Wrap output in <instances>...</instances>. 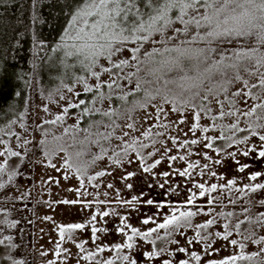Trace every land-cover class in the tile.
Segmentation results:
<instances>
[{
  "label": "snow or ice",
  "instance_id": "snow-or-ice-1",
  "mask_svg": "<svg viewBox=\"0 0 264 264\" xmlns=\"http://www.w3.org/2000/svg\"><path fill=\"white\" fill-rule=\"evenodd\" d=\"M68 7L72 9L71 22L66 26L58 48L66 50V57L75 56L87 76L74 77L77 84L83 85L80 90L74 91L64 85L67 92L72 93L71 98L62 94L60 87L55 89V94L64 101L62 110L54 119L43 120L42 124L63 125L71 116H75V120L63 128L62 135L54 136L57 141L54 147H48L50 142L46 139V129L45 139L39 140L38 144L45 147V157L67 153L66 158L61 157L64 169L74 170L79 177V187L74 191L80 192L85 187V177L91 182L111 175L116 169L121 170L120 178L124 181L132 180L138 173L191 177L190 170L196 169H200L201 176L208 170L210 177L222 181L219 185L207 184L206 181L194 183L196 191L187 189L191 194L186 197L185 203L196 210L174 207L170 215L164 216L162 223L148 216L141 223H151L155 227L146 231L128 223L127 215L121 216L116 231L126 237V242L108 249H114L116 256L102 262L97 260L96 257L105 251L104 247L97 246L96 252H87L82 259L95 261V264H117V261L138 264L131 254L122 253L134 249L139 237L152 245L157 240L163 243L158 250L141 252V258L147 257L148 261L160 258L161 264H173L172 259L165 258L167 244L179 245V241L167 238L174 233L184 235L182 229H193L195 236L185 238L186 245L203 242L204 247L201 249L203 255L192 251L191 260L199 262L204 256L215 257L222 249H227L230 250L227 256L205 260L204 264H264V234L258 235L257 232V228L264 230V210H258L254 220L249 216L245 229L247 235L241 231L243 220L237 218V222H232L231 218L237 217L233 211H219L203 223L193 224V218L199 214H211L197 205L198 197L211 196L206 203L222 209L227 207L225 200L233 206L237 204V199H228L223 195L225 190L234 189L237 194L244 195L264 190V179H261L264 171L246 174L251 165L241 163L237 151L232 150L237 148L245 158H264V0H68ZM129 44L132 45L130 48ZM5 71V64L0 61V77ZM86 94L91 95L81 98ZM113 104H118V107H113ZM43 111L47 113L48 107H44ZM136 113L142 115L135 118ZM172 114H177L175 119H169ZM149 120L152 124L145 127ZM4 124L0 127V146H5L0 151V158H5L0 163V175L8 172L11 179L16 172L10 171L9 161L14 157L17 162H22V153L14 150L15 145L6 147L8 141L2 137L11 135L21 140V149L32 141L11 131L16 120L5 121ZM42 124L37 126L42 127ZM180 125H184L187 131ZM154 127L163 131H153ZM20 128L27 133L26 125L20 124ZM141 128L144 130L141 131ZM170 128L177 129L185 138L180 139L178 135L169 137ZM238 133H243V136H238ZM65 136L71 141L68 147H65L67 142L60 143ZM169 141L171 147L168 146ZM240 145L244 148L240 149ZM190 146H197V150L193 152ZM93 147L98 151L92 153L91 160H84L83 157ZM176 148L183 149L185 154H171ZM210 153H214L215 157ZM193 155L205 161L202 167L199 160L189 162L188 158ZM226 159L234 161L233 170L245 174L243 179L250 183L237 187V179H228L224 174L210 170L209 161L223 167ZM177 160L185 162L183 170L176 167L162 173L154 172L162 163ZM98 161L105 165V170L89 176L88 168ZM109 161L110 171L107 170ZM134 163L136 170L128 171L127 166ZM47 166L57 168L50 161ZM64 178L68 179V176ZM125 186L128 189L133 187L132 183ZM158 186L163 189L165 183ZM3 187L0 184V188ZM93 187L98 188L99 185L94 184ZM106 187L113 188V184L108 183ZM172 190L175 192V189ZM214 193L217 195H212ZM141 196L118 203L132 208H136L137 204H154L152 199L143 200ZM60 203L80 204L83 210L108 202L73 199ZM256 204L264 209V198L253 200L249 197L242 206L243 211L251 212ZM158 207L164 205L159 204ZM110 215L117 213L115 210L111 213L97 210L90 214L86 222L58 225L59 240L64 241L67 237L80 253H84L85 243H76L73 233L91 226V238L99 239L96 234L105 233L108 229L95 226L98 217L103 219ZM44 219L52 220V217ZM220 221H223L222 230L207 231ZM10 226L14 227L15 223ZM125 229H130L131 234ZM161 230H164L163 236L159 235ZM200 230H205L206 234L202 235ZM234 234L240 239L233 238ZM12 239L11 236L0 239V245H5L3 254L11 264H24L23 260H14L8 254L9 248L14 247L10 243ZM216 239L222 242L219 248L215 246ZM6 241L9 243L6 244ZM253 244L257 248L246 251ZM174 251L186 253L188 248L178 246ZM54 252L59 257L68 249L57 243ZM47 255V252H41V256ZM190 259H181L177 264H190ZM47 264L56 262L48 260Z\"/></svg>",
  "mask_w": 264,
  "mask_h": 264
},
{
  "label": "rangeland",
  "instance_id": "rangeland-1",
  "mask_svg": "<svg viewBox=\"0 0 264 264\" xmlns=\"http://www.w3.org/2000/svg\"><path fill=\"white\" fill-rule=\"evenodd\" d=\"M132 45L129 44V48ZM147 47V46H146ZM150 50V49H149ZM65 49L61 48L58 49L57 52L50 53L46 58L43 59L42 65H41V78L42 82L45 84V86H42L43 90L45 92H49L50 95H55V89L61 86L65 83H70L75 81L74 77L76 76H87V72L81 68L78 60L75 56L66 57L65 56ZM143 51V50H142ZM91 82V81H90ZM44 99H37L36 104L34 105V112L33 115L28 119L27 122L30 123L33 126V130L30 131L29 128H32L31 125L28 126L27 133L25 134V131H19L16 130L14 132L19 133L22 137L29 139L32 141V143H36L37 141L44 139L42 138L43 135L40 133H44V131H37L35 130V126L38 124H42L43 120H47L45 118L48 117L46 114H41V109L44 106H42V102ZM45 103V102H43ZM44 109V108H43ZM43 111V110H42ZM38 127V126H37ZM39 128V127H38ZM41 129V128H40ZM35 133V134H34ZM63 133V129L56 135L60 136ZM4 138V137H2ZM5 139V138H4ZM7 140V139H6ZM8 144L6 147H13L15 145L14 150H16L17 146H20L21 140L15 139L13 136L10 135L9 139L7 140ZM65 143V147H68V144L71 143L69 140V137L65 136L64 141H61L60 143ZM57 144V141H55ZM31 144L25 145V148H29ZM3 147L0 146V151L3 150ZM24 148V150H25ZM17 151V150H16ZM72 149L69 148V152H71ZM67 154V153H66ZM64 157V156H61ZM60 157V161L57 164V168L53 169L49 166H47L48 162H45V158L40 157L33 161L32 170H29L28 176H24L22 178L21 183H19L14 190L10 191L8 190L14 185V180L11 182L7 181V185L5 189L2 191L4 194L6 192L7 195H9V198H12V200L15 198L21 201H25L24 207H26L32 216L31 220V231L30 236L28 238L29 240V246L31 248V254L33 259V264H47L48 260H53L56 262V264H77L79 261V264H95V261H85L82 259L83 255H86L87 252H96L97 246L104 247L105 251L103 253H100L96 259L99 261H103L104 259H112L116 256V252L113 249L112 251H109L108 249L113 248V245L119 244V243H125V237L122 236L121 233L116 231V227L119 225V220L121 216H124L125 213L122 210H131V214L133 215V224L136 222L139 224V228L142 230L144 229L145 225L141 223V218H139V214L141 212L140 204H137L136 208H132L131 206H124L121 203H118V201H123L125 198L122 196V188L123 187H117V181L123 182L121 177V171L118 173L120 176L114 177L113 179L116 181H112V176L109 178L107 175L104 177H101L99 180H94L89 182L87 177H85L84 184L85 187L80 190V192L74 191V189L79 187V178L75 174L74 170L69 171L64 169L63 160ZM91 152L83 157L84 160H90ZM65 158V157H64ZM5 158H0V163H3V160ZM102 162H99L96 165V168L92 170L90 173V168H88V175H95L96 172L105 170L102 169L101 166ZM137 166H134L131 171H135ZM111 170V162H108V169ZM115 172L116 171H112ZM139 174V173H138ZM65 175L68 176V179H65ZM119 178V180H118ZM18 183V182H17ZM108 183L113 184V188H107L106 185ZM129 183H132L131 181ZM94 184H98L99 187L95 188L93 187ZM11 185V187H9ZM127 188V187H126ZM73 189V190H70ZM135 189H140L139 187H132L130 189V197H128L130 200L133 196H141L138 194L133 193L132 191ZM104 193H107V195H104ZM224 194V193H223ZM157 198L156 196H153L152 199ZM87 200V201H95V200H104L108 203L100 205V204H94L93 207L90 208H84L81 210V205H71V204H63L60 203V201L63 200ZM31 203V204H30ZM10 207V215H8L7 221L10 223H13V220H16V214H15V208ZM137 208L139 210H137ZM14 210V212L12 211ZM109 211L110 213L115 210L117 215L109 217H105L103 219H100L98 217V222L96 223V227H104L108 229L105 233H97L96 235L99 237V239L91 238V226H89L87 229L81 231L76 230L75 233H73V238L76 243H85V249L86 251L84 253H80L79 249L75 246V244L68 240L67 237L64 241L59 240V229L58 225H68L70 223H76V222H86L88 218H90V214H94L95 211ZM46 216L52 217V220H45L44 218ZM151 215H145V218ZM144 219V218H143ZM142 219V220H143ZM107 221V223H105ZM20 223L17 222L13 228L12 231L15 232H21L20 226H18ZM137 224H134L138 226ZM11 225V224H10ZM132 225V224H131ZM132 225V226H134ZM148 226V225H147ZM146 229V228H145ZM1 238V237H0ZM27 243V240H26ZM57 243H61L63 245L64 249H68V252H64L61 256L57 257L55 255L54 249L56 248ZM27 247V246H26ZM20 249V248H19ZM13 248H9V253L14 260H16V256L13 253ZM47 252V256H41V252ZM125 252V251H124ZM132 252V251H131ZM142 251H134L132 252L133 257H135V253L140 256V253ZM71 254H76L75 256ZM28 257V255H27ZM221 257V256H220ZM155 258L154 260H156ZM157 262H159L157 260ZM1 264H11V261H8L6 259V256L3 254V261ZM25 264H27L25 262ZM32 264V263H31ZM138 264H160L154 263L152 261H148L147 257L139 258Z\"/></svg>",
  "mask_w": 264,
  "mask_h": 264
},
{
  "label": "flooded vegetation",
  "instance_id": "flooded-vegetation-1",
  "mask_svg": "<svg viewBox=\"0 0 264 264\" xmlns=\"http://www.w3.org/2000/svg\"><path fill=\"white\" fill-rule=\"evenodd\" d=\"M91 80H89L90 82ZM91 83V82H90ZM64 85H67L68 87H72L74 89V91L80 90L82 89L83 85L77 84L76 82L73 83H65L62 84L61 86H59L61 88V93L64 95H67L69 98L72 97V93H68L67 92V88L64 87ZM88 95L91 94H86L85 96H82L81 98H87ZM48 99H44L43 103L42 102V106L45 105V107H48L49 111L47 113H45L43 110V108L41 109V114L43 115H47L48 117L45 116L46 119H54L55 116L57 114H60L61 112V105L64 104V101L59 99L58 95H50L48 92ZM155 103V102H154ZM113 107H118V104H113ZM167 108V106H165ZM77 113L79 112V110H75ZM152 109L149 108V112H151ZM142 115V113H136L135 114V118H139ZM177 114H172L169 119H175V116ZM75 120V116H71L70 118H66V121L63 125H50V124H42V127H37V125L35 126V130L36 133L37 131H39L38 129L40 128H44L42 131H44L45 129L48 130V135L46 137V139L50 142L48 147H54L56 145L55 140H54V136H56L64 127H67L68 125L73 124ZM189 120H191V117H189ZM167 122V121H165ZM82 126H83V122H81ZM152 124V121L149 120L145 123V127L149 126ZM34 126V124H33ZM33 126L32 128H29L28 131H30L31 129L33 130ZM243 126V125H242ZM181 128H184V131H187V128L184 125H180ZM144 129L141 128V131H143ZM163 131V129H159L154 127L153 131ZM43 137L45 139L44 133L40 132ZM35 134V133H34ZM138 134V133H137ZM167 135L169 137L173 136V135H178L180 139H184L185 137H183L182 133H179L177 129L175 128H170ZM198 135H200L198 133ZM238 136H243V133H238ZM189 136H191V134L189 133ZM158 139H162V138H158ZM219 143V142H218ZM33 145H35V147H33ZM168 146L171 147V143L170 141L168 142ZM191 149L193 150V152H195L197 150V146H190ZM240 149L244 148V145H240L239 146ZM17 151H21L22 154L27 156V162L24 164L23 166V171L21 173V175L19 176L18 179V184L21 183L22 178L24 176H28L29 170H32V165H33V161L43 157L45 158V162H51V163H55L56 165L58 164V162L60 161V157L64 156L65 158L67 157L66 153H60L59 155L56 156H49V157H45L43 155V152L45 151V147L42 145L38 144V141L36 143H32L31 146H29V148H25L21 149L19 148V146L16 147ZM233 151H237V157L240 159L241 163H248L251 165L250 168H248L246 170V174L250 175L251 173L255 172V171H264V158H258V159H253L252 157H248L245 158L242 155H240L239 150H237V148H233ZM98 149H96L95 147L92 148L91 151V157L90 160L92 158V153L97 152ZM171 154H175V155H183L184 150L183 149H179L176 148L173 150V152ZM211 155H213V157H215L214 153H210ZM159 155V154H158ZM33 160V161H32ZM189 162H194L196 160L200 161L201 167L204 164V160H202L198 155H193L191 157L188 158ZM99 163V161L92 167L90 168L89 173L94 170V168H96V165ZM209 163V168L210 170H215L217 171L218 174H224L226 176V178L228 179H232L235 178L238 180V184L237 187H242L243 184L246 183H250V181L248 180H244L243 176L245 174H240L238 172H236L234 169V161H230V160H225V164L224 166H220V165H214L211 161L208 162ZM102 169H104L105 165L102 163L101 164ZM134 166H137L135 163L127 166L128 167V171H131L132 168ZM176 167H179L181 170H183L184 167H186V164L184 161H166L164 163H162L160 166H158L157 169L154 170V172H158V173H162L164 171H170L172 169H175ZM69 171H72V169H69ZM115 172H112L111 175H107V177L109 178L110 176H112V181H114L116 183V181L113 179L115 176L118 177L120 176L118 173H120V169H116ZM192 171V176L191 177H179L176 175H172L171 177H164L163 175H152V174H143L140 175L138 174L136 177H134L132 180L129 181H124V184H122L123 182H118L117 181V187H123L122 188V196L125 198V200L129 199L128 197H130V189L126 188V184L129 183L130 181L132 182L133 187H139L140 189H135L132 192L138 195H141V198L143 200H147V199H152L153 196H156L157 198L152 199L154 201V204L149 206L147 204H140L139 206L141 207V212L139 214V218H141V221L143 218H145V215H151L153 216V218L157 221V223H162L163 222V218L164 216L170 215L173 208L177 207V206H182V210H184L185 208H191V210L195 211L196 208L193 206H188L185 203L186 197L189 196L191 193L187 191V189L192 188L193 191H196V189L194 188V183L196 182H207V184H211V183H217L218 185L220 183H222V181L212 178L210 177V175L207 174L208 170H205V175L201 176L199 174L200 169H196V170H190ZM79 178V177H78ZM105 178V177H104ZM100 178H98L97 180H99ZM261 179H264V177H262ZM119 180V178H118ZM159 183H165V188H160L158 185ZM254 183V182H251ZM17 184V185H18ZM16 185V186H17ZM171 186V187H170ZM15 187H12L9 189L10 193L11 191H13ZM175 189V192L172 190ZM8 191V193H9ZM212 195H217L216 193L212 194ZM225 196H227L228 199H237V204L235 206H233L230 203H227V200H225V203L227 204V207L224 208H219L216 205H208L206 203L207 199H211V196L208 197H198L197 199V205L201 208H203L205 211L210 212L211 214L208 216H205L203 213L199 214L197 217L193 218V224L195 225L196 223H203L204 221H206L207 219L212 218V216H215L217 212L219 211H224V212H228V211H233L235 213H237V217L231 218L232 222L235 223L237 222V218L239 220H243L244 224L241 225V231L245 232V235H247V232L245 231V229L247 228V221L249 216H251L253 218V220L255 219L256 215H258V210H264V209H260V206L258 204H256L255 207H252L251 212L249 213H245L243 211L242 206L245 205V202L247 200H249V197H251L253 200H258L261 198H264V190H262L260 193L258 194H248V195H244L243 193L237 194L235 192V190H225L224 194ZM9 195L6 194L5 197H2V200L4 201L5 199L9 202V203H5L2 202V204H9V206L14 207L15 211L17 212L16 215V220H20V228L23 231V240L20 243V247H21V253L20 255L22 257H24L25 262L27 264H33V259H32V254H31V248L29 246V236H30V231H31V220H32V216L30 215L28 209L25 206V204H28L27 202L24 203L21 200H18L15 196V198L12 200V198L8 197ZM31 204V203H30ZM159 204H163L164 207H158ZM214 209V210H213ZM125 215H127L129 217L128 219V223L134 225L137 224L136 222L133 224L134 220H133V215L131 214V210H122ZM124 215V216H125ZM217 219L219 220L220 218L217 217ZM223 221H220V223L218 225L213 226L211 229L207 230L209 232L212 231H216L218 229L222 230L220 228V226L222 225ZM138 226L134 225L133 227H138L139 228V224H137ZM151 227H155L154 224H149L148 226L145 225L144 229L141 231H146L148 228ZM117 228V227H116ZM146 228V229H145ZM126 232H128V234H131V230L130 229H125ZM12 230H7L6 232L13 234L14 232ZM181 231H183L184 235H180L179 233H174L171 237H168V240H178L179 241V245L176 244H172V243H168L167 244V249H168V254L165 258H169L172 259L173 264H177V262L181 259H190V253L192 251H196L198 254L203 255V253L201 252V249L204 247V243L200 242V243H194L193 245H186L185 243V238L187 239H192L195 236V231L193 229H182ZM202 235H205L206 232L205 230H200ZM257 232L258 235L259 234H264V230H261L259 228H257ZM159 235L163 236L164 235V230H161ZM233 238L236 239H240L239 236L235 235L233 236ZM258 238V236H257ZM1 239V238H0ZM153 239H155V234L153 236ZM27 240V243H26ZM125 242H126V237H125ZM221 241H219V239L215 240V246L217 248H219L221 246ZM27 246V247H26ZM163 246L162 241L157 240L155 245L150 244L148 241L146 240H141L139 237L136 238V247L132 250H125L124 253L122 254H131L132 258L136 259L137 261L139 260L140 256L139 254L137 255L135 253V257H133L132 252H134L135 250L140 252H147V251H151V250H158L160 247ZM178 246H184L188 248V252L186 253H179V252H175L174 250L178 247ZM257 248V245H251L248 249H246V251H254ZM132 251V252H131ZM230 250L227 249H222L218 255H216L215 257L209 255V256H204V259H202L201 261L197 262L194 260L190 259V264H204L205 260L208 259H212V258H220L223 256H227L229 254ZM28 255V257H27ZM157 260L160 262L161 264V259L157 258L156 260H153L152 262H157ZM117 264H121L120 261H117Z\"/></svg>",
  "mask_w": 264,
  "mask_h": 264
},
{
  "label": "trees",
  "instance_id": "trees-1",
  "mask_svg": "<svg viewBox=\"0 0 264 264\" xmlns=\"http://www.w3.org/2000/svg\"><path fill=\"white\" fill-rule=\"evenodd\" d=\"M142 11L146 12L148 9ZM71 12L68 0H0V61L6 66L5 74L0 77V127L5 126V121L16 120L11 131H24L20 124L26 125L27 128L31 125L27 119L33 115L36 100L48 99V90L45 92L42 88L45 86L41 78L42 61L50 53L62 48L58 46L62 43L66 26L71 22ZM16 92L20 95H15ZM9 137L10 135L4 138L8 140ZM26 162L27 156L24 154L22 162H17V158L13 157L9 161L10 171H15L16 175L11 179L8 172L0 175V184L4 185L0 188V204L9 203L6 199L3 201L2 197L6 196L10 188L4 194L2 191L7 181L12 184V181L19 179ZM17 182L14 181L12 187H16ZM15 214L17 215L16 211ZM8 215L9 204L0 205V237L13 238L10 243L14 247L10 249H14L16 260H23L25 264L24 257L20 255L23 231L13 234L6 232V229L17 228L10 224L20 223V220L10 223L6 218ZM8 243L6 241V244ZM4 249L5 245H0V264L3 261Z\"/></svg>",
  "mask_w": 264,
  "mask_h": 264
}]
</instances>
